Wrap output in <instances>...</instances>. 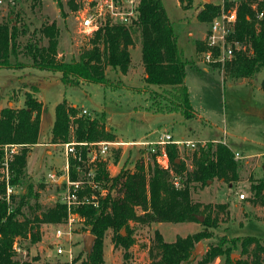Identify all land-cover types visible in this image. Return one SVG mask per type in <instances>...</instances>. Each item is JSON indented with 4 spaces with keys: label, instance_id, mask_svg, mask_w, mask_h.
I'll list each match as a JSON object with an SVG mask.
<instances>
[{
    "label": "trees",
    "instance_id": "1",
    "mask_svg": "<svg viewBox=\"0 0 264 264\" xmlns=\"http://www.w3.org/2000/svg\"><path fill=\"white\" fill-rule=\"evenodd\" d=\"M254 2H257L255 9L252 8ZM232 5L228 0H222L218 5L204 4L205 8L198 18L210 23L221 7L227 9ZM259 12H263L261 19L257 18ZM16 23V19L0 22V68L31 67L58 72L64 85L75 86L85 81L105 87H120V80L111 82L105 68L123 74L127 72L131 60L130 48L134 46V35H137L145 87L160 89L161 94L156 95L165 103V108L157 111L176 112L185 119L196 115L185 85L187 61L178 48L176 35L161 0H139L136 17L127 25L110 24L107 21L91 34L89 48L83 49L78 59L70 62L58 59V29L54 24L42 26L38 31L39 37H30L22 43L20 37L25 34V30H20ZM43 39L46 45L41 43ZM228 40L232 43V58L223 65L215 63L224 79H250L264 69V2L239 1L234 32ZM208 49L205 42H196V52L203 53ZM213 53L216 55L217 50ZM32 92H25L22 107L0 108V167L4 146H18L10 162V183L23 189L21 193L11 196L9 201L0 199V264H37L36 257L31 262L15 260L17 253L13 250V243L17 238L27 237L34 243L39 240L41 224H60L66 218L65 206L59 201L49 207L39 205L38 191L33 184L25 181L26 157L30 148L38 144L41 115L46 111V107ZM77 114V110L65 100L56 105L50 133L51 144L114 141V135L103 126V118L89 119ZM165 149L169 158L168 169L161 168L154 155L149 158L151 162L139 160L133 168L123 166L113 176H109L104 162L97 163L96 178L107 188V193L100 198L98 208L81 205L75 209L81 218V229L84 228L93 237L90 249L85 251L83 248L85 257L79 264H103V240L109 232L114 247L128 249L132 244L129 233L131 221L185 223L199 221L197 217L201 216L205 228L216 227L218 219L213 216L215 207L193 202L190 186H205L214 180L226 184L238 182L240 177L234 153L221 142L198 143L191 154V168L188 169L175 145H167ZM82 158L85 159L84 150ZM69 164L70 177L75 180L78 178L76 166L85 169V164L72 158ZM178 179L180 187L176 186ZM3 190V184H0V194ZM250 192L251 202L264 206V180L252 182ZM216 208L223 210L225 206L219 204ZM122 230L126 231V236L121 235ZM74 232H77V228ZM207 237L209 234L199 232L184 238L178 237L174 242H165L156 231L151 248L154 256L149 264L188 263L192 257L193 244ZM226 242L229 245L225 247L218 244L209 246L199 264L223 255L228 258V264L263 263L264 246L260 239L245 236ZM237 244L242 254L247 256L246 259L229 258L231 248H236ZM80 252L75 254L74 263L80 257Z\"/></svg>",
    "mask_w": 264,
    "mask_h": 264
},
{
    "label": "rangeland",
    "instance_id": "2",
    "mask_svg": "<svg viewBox=\"0 0 264 264\" xmlns=\"http://www.w3.org/2000/svg\"><path fill=\"white\" fill-rule=\"evenodd\" d=\"M169 22L176 35L178 48L187 61L185 67V85L189 101L196 112L190 119L176 112H158L165 108L160 89L145 87L144 70L140 59V43L134 35V46L130 48V65L125 74L109 67L105 73L111 82L120 80V87H105L101 84L81 81L79 85H64L58 72L40 70L31 67L23 69L0 68V108L5 106L22 107L25 92H32L38 101L46 107L41 115L38 144L30 148L26 157L25 181L33 184L38 191V203L49 207L59 201L61 187L51 182L48 174L63 173L64 156L62 144H51L50 133L54 122V110L63 100L74 107L78 116L89 119L103 118V126L115 139L121 142H139L155 140L161 134L168 133L174 140L208 141L226 144L233 152L238 164L240 180L233 184L214 180L205 186H190L191 200L213 207V216L218 223L215 228H205L202 221L185 223H136L131 221V246L123 250L114 247L107 233L103 240V264H149L154 256L151 248L154 233L157 231L165 242H174L199 232L209 234L193 244L192 257L185 264H199L209 246L229 245L227 240L235 237L253 236L260 239L264 246V206L251 202L250 185L256 180H264V69L250 79L233 80L223 77L215 64L204 59V52H196V42H204L209 22H202L198 14L204 10V4H221L222 0H161ZM81 0H14L0 4V22L16 19L20 30L25 34L20 41L39 37V29L54 24L58 29V59L66 62L76 61L83 49L90 46V34L81 26L79 10ZM46 45V40L41 42ZM151 91V99L148 92ZM156 95V96H155ZM86 114L82 115L81 111ZM179 156L189 169L192 152L189 148L177 147ZM143 152L136 146L111 147L105 156V166L109 176L117 174L123 166L133 168L139 160H145ZM180 187V180L177 181ZM23 191L16 187V194ZM114 193V192H113ZM244 194L243 200L239 195ZM224 204L220 210L217 205ZM58 224H41L39 240L31 243L29 238H17L20 247L15 260L37 264L61 263L63 258L56 256L54 230ZM81 222L75 223L72 235L73 253L80 252L74 264L85 257L83 235H88ZM126 236L125 230L121 231ZM225 239V241H224ZM200 249L197 253L195 250ZM251 248V247H250ZM241 247L231 248L229 258L246 259ZM223 255L204 264H228ZM264 264V260L263 263Z\"/></svg>",
    "mask_w": 264,
    "mask_h": 264
},
{
    "label": "built area",
    "instance_id": "3",
    "mask_svg": "<svg viewBox=\"0 0 264 264\" xmlns=\"http://www.w3.org/2000/svg\"><path fill=\"white\" fill-rule=\"evenodd\" d=\"M14 3V0H0ZM232 2V6L223 9L209 23V29L205 34L204 42L209 49L204 52V59L208 63H219L223 65L233 56L232 43L228 40L234 32V26L237 20V5L240 0H228ZM264 2V0H258ZM82 7L79 10L81 26L86 34H92L107 21L110 24L127 25L136 17L137 6L139 0H81ZM257 2L252 4L255 9ZM263 12L257 14V18L261 19ZM236 45V44H234ZM217 50L216 55L213 51ZM82 115L86 114L85 110L81 111ZM211 142H217L208 140ZM208 141H190V140H174L168 133L161 134L155 140H143L139 142H121V141H98V142H66L63 143V156L65 159L63 173L58 174L52 172L48 174L51 182L61 187L59 202L65 206L66 218L55 228L54 245L55 254L63 258L61 264H74L75 254L73 253L72 235L75 229V223L80 222L81 218L76 214L75 209L81 205H91L98 208L100 198L107 193L104 184L97 180L96 165L98 162H105V156L111 150V147L136 146L142 152L143 156L149 160L154 155L156 163L164 169L169 167V158L165 147L167 145H175L176 147L189 148L194 150L197 144L205 145ZM82 150L85 151V159L82 158ZM18 146L6 145L3 148V161L0 167V184H3L4 190L0 194V199L9 201V198L15 195L16 186L10 183V162L17 153ZM235 158L238 157L234 153ZM74 159L77 162L85 164V169L80 165L76 166L78 178L72 180L70 177L69 160ZM88 189V191L86 190ZM240 200L245 198L244 194H240ZM13 250L20 252V247L15 240Z\"/></svg>",
    "mask_w": 264,
    "mask_h": 264
},
{
    "label": "water",
    "instance_id": "4",
    "mask_svg": "<svg viewBox=\"0 0 264 264\" xmlns=\"http://www.w3.org/2000/svg\"><path fill=\"white\" fill-rule=\"evenodd\" d=\"M197 219L200 222L203 221V217H201V216H198ZM82 240H83V244H84V246H83L84 250L88 251L90 249V247H91V243L93 241V237L89 236V235H83L82 236ZM199 249H200V246H199L198 249L195 250V253H197Z\"/></svg>",
    "mask_w": 264,
    "mask_h": 264
},
{
    "label": "crops",
    "instance_id": "5",
    "mask_svg": "<svg viewBox=\"0 0 264 264\" xmlns=\"http://www.w3.org/2000/svg\"><path fill=\"white\" fill-rule=\"evenodd\" d=\"M189 95V94H188Z\"/></svg>",
    "mask_w": 264,
    "mask_h": 264
}]
</instances>
